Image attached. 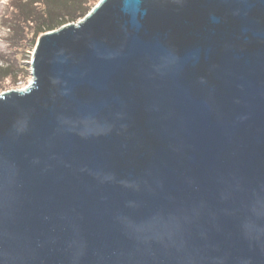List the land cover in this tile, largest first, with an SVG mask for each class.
I'll use <instances>...</instances> for the list:
<instances>
[{
	"label": "water",
	"instance_id": "1",
	"mask_svg": "<svg viewBox=\"0 0 264 264\" xmlns=\"http://www.w3.org/2000/svg\"><path fill=\"white\" fill-rule=\"evenodd\" d=\"M0 93V264H264V0H102Z\"/></svg>",
	"mask_w": 264,
	"mask_h": 264
},
{
	"label": "rangeland",
	"instance_id": "2",
	"mask_svg": "<svg viewBox=\"0 0 264 264\" xmlns=\"http://www.w3.org/2000/svg\"><path fill=\"white\" fill-rule=\"evenodd\" d=\"M101 1L88 0V6ZM45 8L44 0H0V93L26 89L31 84V62L37 44L31 41L30 26L33 33L40 11ZM30 9L32 15L24 13Z\"/></svg>",
	"mask_w": 264,
	"mask_h": 264
},
{
	"label": "trees",
	"instance_id": "3",
	"mask_svg": "<svg viewBox=\"0 0 264 264\" xmlns=\"http://www.w3.org/2000/svg\"><path fill=\"white\" fill-rule=\"evenodd\" d=\"M44 3L46 8L40 11L42 13L37 18L33 33L32 25L30 26L31 41H35L36 44L44 34L83 19L97 5L88 6V0H44ZM24 13L32 15V9ZM21 29L24 30L23 27ZM20 39L19 42L22 43L23 38Z\"/></svg>",
	"mask_w": 264,
	"mask_h": 264
}]
</instances>
